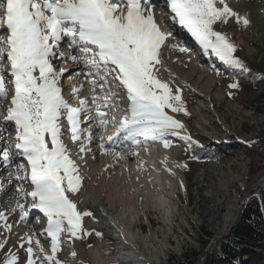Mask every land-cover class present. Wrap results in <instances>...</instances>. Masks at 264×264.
<instances>
[{"label":"snow or ice","instance_id":"obj_1","mask_svg":"<svg viewBox=\"0 0 264 264\" xmlns=\"http://www.w3.org/2000/svg\"><path fill=\"white\" fill-rule=\"evenodd\" d=\"M157 7L155 0H0V194L12 193L11 214L19 216L14 225L0 211L2 264H64L58 255L65 235L72 240L91 234L82 228V218L92 212L78 207L83 176L69 144L84 161L96 139L93 128L105 130L109 122L115 127L107 140L99 137V147L116 161L127 159L125 150H147L149 143L167 149L172 138L183 141L186 151L203 147L170 114L188 113L182 89L161 78L168 71L164 53L189 49L172 43L161 22L165 16L226 69L251 72L235 55V42L218 30L232 20L250 24L228 0H165L168 11L161 8L160 16ZM65 79L78 82L65 90ZM239 87L235 79L229 85ZM121 102L127 105L122 110ZM30 209L42 213L47 226L17 236L21 258L8 245L13 228L30 222ZM41 237L50 238V251Z\"/></svg>","mask_w":264,"mask_h":264},{"label":"rangeland","instance_id":"obj_2","mask_svg":"<svg viewBox=\"0 0 264 264\" xmlns=\"http://www.w3.org/2000/svg\"><path fill=\"white\" fill-rule=\"evenodd\" d=\"M228 3L246 16L250 24L245 28L232 20L218 30L235 42V55L251 72L226 69L215 56L205 55L196 43L190 51L196 59L188 60L186 53L169 49L173 57L170 64L165 63L166 79L174 89L177 86L182 89L188 113L170 114L180 121L186 119L188 127L183 124L187 134L203 147L186 151L183 141L172 138L169 148L176 151L175 162L187 167H178L177 174L166 173L167 168H162L163 182L156 179L149 166L143 167L144 178L132 176L130 181L124 164L109 170L104 177L100 165L106 158L98 156L96 165L91 167L76 161L83 176L81 188H85L80 189L77 199L86 196L83 211L92 212L82 218V228L91 234L72 240L65 235L58 255L64 264H169L171 259L179 263L184 253L189 260L200 253L201 259L196 264H206L209 254L219 250L221 241H227L245 199L264 192V0H228ZM167 18L176 29L186 31ZM195 47L197 50L193 51ZM234 79L240 84L237 89L229 88ZM246 142L254 143L249 146ZM160 144L152 143L157 147ZM135 161V157L131 158L130 164ZM120 169L126 178H120L117 173ZM157 192L165 195L164 205L157 199ZM96 200L103 204L107 217L108 212L116 217V224L98 215L93 205ZM39 214L32 222H37L35 217L39 216L38 223L43 226L37 227L43 230L47 220ZM44 247L50 251V238L44 241ZM11 249L24 257L23 250ZM72 251L76 252L75 258ZM5 255L0 250V264ZM230 264L244 263L237 260ZM255 264H264V259Z\"/></svg>","mask_w":264,"mask_h":264},{"label":"bare ground","instance_id":"obj_3","mask_svg":"<svg viewBox=\"0 0 264 264\" xmlns=\"http://www.w3.org/2000/svg\"><path fill=\"white\" fill-rule=\"evenodd\" d=\"M155 3L157 4V15L160 16L161 15V11L160 9L161 8H164V11L167 12L168 10L164 7V4L162 2V0H155ZM162 23H164L166 25V29L167 31H173L175 32L176 34V37L178 36H181V38L183 39V42L185 44H187L189 47H190V51H192V45H194V43H196L198 45V43L196 41H194L195 39L191 36L190 33L187 32V30L184 32L182 31V29H176L171 23H170V20H168L167 16H165L164 20L161 21ZM170 26V27H169ZM172 32V43H174V41L177 40V38L175 37V34ZM174 39V40H173ZM184 53V52H183ZM194 54V53H193ZM169 56V58H168ZM199 56V55H197ZM164 57H165V63L166 64H170V60H172V54L170 52V50H166L165 53H164ZM186 59L188 60H191L187 55H186ZM193 59H196L195 57ZM169 60V61H168ZM198 61V60H197ZM70 67V66H69ZM171 69V68H169ZM200 71V70H199ZM203 72V70H201ZM168 72V71H167ZM198 73V72H197ZM195 73L192 72V75H194ZM205 74H208V71L205 73ZM166 75L165 72H162L161 74V78L165 81H167L169 84L170 82L166 79ZM69 81L67 79L66 82L63 81V84H64V88L65 90H67L69 88V86L73 83H76L78 82V80H75L73 81L72 80V83L69 84ZM172 87V86H171ZM84 94H87L88 92V89L87 87H85V89L83 90ZM70 102L73 104V106H77V101L73 98L70 100ZM125 104H123L121 102L120 104V109H124L126 108L124 106ZM111 117H112V111H108V118H109V121H111ZM117 120L119 121L121 119V115L119 112H117V116H116ZM182 122L186 125V127H188V121L186 119H182ZM66 123V121H65ZM115 132V127L111 124V122H109L107 128L105 130H101V129H96V128H93V134H94V137H96V139L94 140V142L89 146L91 148V151L85 156V160L84 161H81L79 159V156H78V147L76 146H73L71 144H69L70 148H71V153H72V158L75 159L76 161H79L80 163H86V166L88 167H91V166H95V162H96V158L98 159V156L99 157H104L106 158V161H103L104 163L100 165V172L101 174H103V176L105 177L107 175V173L110 171H112L113 169H115L117 167V165H122L124 164L125 167L124 169H127V172L130 174L129 177H130V181H133V177L136 179V176H142L143 174V167L144 166H149V167H152L153 168V173L156 174V179L163 182V180L161 179V174H160V171L162 168H167V169H171V171L175 172L176 174L178 173V167H177V163L175 162V153L176 151L174 150H170V148H164L162 144L159 145V147H157V145H152V143H149L148 147H147V150H145V148L143 146H141L140 148H132V149H129V150H125L124 152V155L127 156V159H124V160H119V161H116L112 155H102L101 154V149L99 147L100 143L102 142L99 137H103L104 140H107V137L108 136H111L113 135ZM67 142V140H66ZM132 152H138L139 155L138 156H134L132 155L131 153ZM147 153H151L152 155L151 156H148ZM93 156L95 157V159H93ZM89 157V158H88ZM136 158L137 161L133 162L130 164V159L131 158ZM139 157V158H137ZM165 158H167V163H163V161H165ZM105 160V159H104ZM172 165H171V164ZM95 164V165H94ZM90 165V166H89ZM110 165H114V166H110ZM85 164H84V168H86ZM87 167V168H88ZM99 167V166H98ZM86 168V169H87ZM93 168V167H92ZM95 168V167H94ZM91 169V168H89ZM99 169V168H97ZM81 171V169H80ZM93 171V170H92ZM166 173H168V171H165ZM116 173V172H115ZM118 175L121 177H123L124 175H122L123 170H119L117 171ZM95 175V174H94ZM127 175V173H126ZM167 175V174H166ZM170 175V174H169ZM173 175V174H172ZM171 175V176H172ZM89 176V175H88ZM133 176V177H132ZM137 176V177H138ZM87 177V176H86ZM96 177V176H95ZM126 178V176H124ZM143 177V176H142ZM174 177V176H173ZM89 178V177H88ZM91 178V177H90ZM89 178V179H90ZM94 178V177H92ZM123 178V179H125ZM144 178V177H143ZM87 179V178H86ZM100 179V178H99ZM129 179V178H128ZM168 179V178H167ZM172 179V178H171ZM174 179V178H173ZM94 180V179H93ZM89 181V180H87ZM155 181V180H154ZM156 182V181H155ZM157 183V182H156ZM159 183V182H158ZM102 184V183H101ZM133 184V183H132ZM84 185V183L82 184ZM159 185V184H158ZM152 186V185H151ZM149 187H150V184H149ZM87 188V187H86ZM89 188V187H88ZM148 188V187H146ZM162 188V187H161ZM85 189V188H84ZM81 188V190H84ZM88 190V189H87ZM91 190V189H90ZM159 190V189H158ZM89 192V191H87ZM91 193V192H90ZM158 195H157V199L160 201V203L162 205H164L167 201V199L165 198V195L162 193V192H157ZM167 193V192H166ZM8 194L10 195L9 199H5V200H1L0 201V211H3L5 212L6 215H8V222L9 223H13L14 225L17 224V222L19 221V216L18 215H14V214H11V208L13 207L14 205V198H13V195L11 192H8ZM154 197V196H153ZM30 199V198H29ZM78 200V207L81 211H83V208L86 206V201H87V197L85 196L83 199H77ZM6 201V202H5ZM94 202V207H95V211L98 213V215L104 219V220H111L113 222H115L116 224V217L111 214L110 212H108V216L110 217H107V213L104 211V206L102 203L98 202L97 200L96 201H93ZM158 203V202H157ZM92 204V203H91ZM30 212H31V215L29 217V221L32 222V219L34 216H36L37 214H39L38 211L36 210H31L30 209ZM169 212V211H168ZM40 215V214H39ZM42 215V214H41ZM118 219V218H117ZM27 223V224H18L17 227H14L13 228V232H12V235H11V241L12 243L9 244V246L12 248V247H15V248H19L18 246V241H17V236L20 235L22 236L25 232H27L29 229H34L37 233H40V232H43V230L46 228V224L44 225V229L41 230L40 227H37V224L41 225V227L43 226V224H40L38 222H32V223ZM2 223V222H0ZM118 223V222H117ZM40 228V229H38ZM124 256V255H123ZM128 257V256H127Z\"/></svg>","mask_w":264,"mask_h":264},{"label":"trees","instance_id":"obj_4","mask_svg":"<svg viewBox=\"0 0 264 264\" xmlns=\"http://www.w3.org/2000/svg\"><path fill=\"white\" fill-rule=\"evenodd\" d=\"M220 246L217 252L209 254L206 264H230L237 260L255 264L257 260L264 259L260 251H264V192L245 199L227 241H221ZM200 259V253L193 254L190 260L189 255L184 253L178 259L179 263L171 259L169 264H196Z\"/></svg>","mask_w":264,"mask_h":264}]
</instances>
